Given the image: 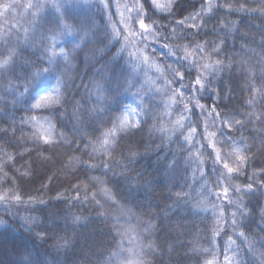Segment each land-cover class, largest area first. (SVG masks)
Segmentation results:
<instances>
[{"label":"trees","instance_id":"trees-1","mask_svg":"<svg viewBox=\"0 0 264 264\" xmlns=\"http://www.w3.org/2000/svg\"><path fill=\"white\" fill-rule=\"evenodd\" d=\"M126 1L130 5L133 3V0H120V3L123 5ZM25 2L27 0H21V3ZM141 2L146 8L156 11L152 0ZM156 2L165 5L170 0ZM202 2L179 0L180 7L173 9L174 20L183 19L194 9L199 10ZM212 3L225 4V0H212ZM227 3L234 6L233 10L229 12L227 7L215 9L207 27L202 29L207 35L198 36L200 43L207 42L209 51L223 41L219 58L224 60L220 71L206 75L208 91L201 93L200 103L209 109L219 104L221 113H231L235 109L237 118L252 121L239 131L230 132L229 137H223L225 142L219 145V150L227 153L233 141L244 155L250 157L244 173L231 181L233 185H243L249 182L247 177L254 171L259 174L264 168V126L256 120V116L264 113V102L257 96L255 103L249 104L251 95L247 90L253 78L259 86L260 77L264 74V61L261 60L264 16L258 10L239 9L241 3L256 8L258 0H227ZM70 12L73 19H69V23H86L89 17L94 18L95 23L86 34L65 35L57 45V50L64 47L66 51L75 48L76 44L80 45L70 63L60 59L58 64L52 65L56 76L62 77V106H57L58 111L33 112L25 103L28 94L20 96L37 66L41 70L48 66L39 58L45 54L51 25L40 22L33 29L28 17L13 18L9 15V20L20 26L19 32L4 35L0 28V52L14 50L15 53L11 71L0 70V164H5L0 169V192L9 193L7 202L0 201V264H19L26 255L33 264H113V253L120 250L118 245L122 241L117 231L122 225L119 221L125 216L138 223L139 228H134L143 247L142 260L147 264H205L213 259L212 253L217 248L222 262L228 235H233L236 240L234 252L239 254L236 259L250 264L254 257L249 254L243 238L234 235L223 218L221 224L225 231L216 237V245L211 243L214 226L212 212L199 211L195 207L199 200L209 209L211 202H218L205 186L206 181L208 187L216 183L214 152L200 148L206 154V158L203 157L205 175L201 177L193 153L189 159L192 144L178 139V136L168 139V133L157 130L166 122L162 115L163 103L145 81L140 69L132 74L128 53L133 48L129 47L117 55L121 45L113 47L105 40L106 17L95 7L81 3L72 7ZM112 15L113 23L122 28L115 7L112 8ZM157 15L165 17L159 23H168V13L158 12ZM0 26L7 27L3 19ZM25 28L29 29L27 40ZM136 30H140L138 24ZM194 31L185 29V32ZM167 32L171 34L172 28H167ZM165 42V38L157 33L155 41L150 38L144 42L149 44L146 54L167 51L163 47ZM171 43H176L175 39ZM181 43H187V40ZM139 46L143 47V43ZM217 58L212 56L213 60ZM168 77L172 79L171 74ZM129 81L134 86L130 92H125L123 89ZM185 82H188L187 77ZM52 83H55V77ZM138 90L145 106H150L148 115L140 113L139 129L118 133L111 145V155H105L97 138L105 125L110 128L111 119L121 115L124 106L135 100L133 94ZM210 97H215V100ZM190 108L197 111L193 112L195 124L207 113L202 115L194 103ZM248 112L253 115L249 117ZM32 114H37L39 120L53 126L50 145L39 139L43 135L37 124L33 126V123L26 122ZM198 130L200 135L204 134L200 123ZM218 139H221L219 134ZM200 140V146L208 144L203 137ZM37 145L48 150L37 151ZM6 154H10L13 160L8 161ZM104 162L109 163L110 171L102 166ZM89 164L96 166L89 167ZM216 167L223 170L222 165ZM4 172L8 173L7 177H4ZM93 177L97 180H92ZM97 181H102L103 186L111 191L115 204L102 195L99 198L105 202L104 208L91 199H83V183ZM260 183L255 179L256 187ZM42 184L47 187H42ZM75 184L81 185L80 201L73 199L76 193L71 186ZM98 188L99 184L97 189L90 188V191H97ZM13 190L21 195L20 202L11 199ZM58 193L61 198H57ZM177 193L181 195L178 197ZM232 200L231 205L224 200L228 224L231 223V213L238 210V205L246 207L248 215L236 217L237 222L243 225L237 231H245L249 238H254L258 252H264V232L260 230L264 226L261 215L264 188L250 195L244 193L242 198L233 188ZM101 211L105 215H100ZM219 211L217 209V214ZM74 216L81 219L74 222ZM149 223L152 228H148ZM37 232H46L45 239L37 238ZM61 238L70 242L65 245ZM149 241L153 244L152 249L147 247Z\"/></svg>","mask_w":264,"mask_h":264},{"label":"snow or ice","instance_id":"snow-or-ice-1","mask_svg":"<svg viewBox=\"0 0 264 264\" xmlns=\"http://www.w3.org/2000/svg\"><path fill=\"white\" fill-rule=\"evenodd\" d=\"M87 5L89 7H95L96 11L103 14L106 17V23L104 25L105 32L104 37L107 40L108 44H112L113 47L116 44H120L121 47L117 49V55L123 53L128 50L129 47H132L133 50L128 53L130 60L128 63L131 65L133 71H136L141 63L145 66V75L147 76L148 69H155L160 73V78L164 79V87L156 88L157 93H163V96H166L167 99L162 98V103L164 106L162 115L172 117L173 114V105H183V111L177 116L175 121L169 119V123L173 126L171 129H168L161 125L157 130L168 134V139H171L172 134L179 133V136H183L184 141L189 145L192 144V137L197 134L199 128V120L197 121L195 126L186 125V121L189 120V116L185 115V113H191L192 109L190 108L191 104H195V107L200 109L201 114L207 112V116H204V140L209 142V146L213 148V152L215 153V160L213 161V174L216 175V183L212 187L207 186V181L205 182V186L207 191L211 195L216 196V200L218 202H211L212 207L209 209L206 204L201 201L198 202L195 206L199 211L208 212L211 211L214 218V226L212 229V241L213 245H216V237L221 234L222 231H225L224 225L221 224V219L225 220V225L232 229V233L238 237L243 238L244 243L248 247V252L251 254L254 259L251 260L250 264H264V252H258L255 247L254 238H249L245 231H237L242 228L243 225L237 222V215L247 216L248 212L246 207L237 206L238 210L233 211L231 213V223L228 224L227 218H225L224 212V200H227V203L231 205L233 203L232 200V190L234 188L235 192L241 194V198L244 193L252 194L254 191H260V188H264V168L260 169L259 174L257 172H253L251 176H248V183L243 185L231 184V181L235 179V177L244 173L245 166L248 164L250 157L244 155L240 149L230 148V152L235 154L236 163H230L228 159L219 151L216 147L217 144L223 143V137L227 136L232 131H239L244 127H247L249 123H252L251 120H244L237 118L236 110L234 109L230 112L220 111V105L214 104L212 108H207L205 104L200 103L198 97H200L201 93L208 91L209 81L206 79V75L211 72L215 73L220 71V67L224 65V60L219 58V55L222 51L221 45L223 41L215 44L214 47L209 48L207 46V42L200 43L198 40L199 35H207V32L202 31L207 27L209 19L212 14H214L215 9H219L220 7H227V10L231 12L233 10V5L227 3L225 0V4L216 3L213 4L212 0H203L201 3V7L199 10H193L192 13H189L187 16H184L183 19L174 20V8H179V0H170L168 4L160 5L156 2V0H152L153 8L156 11H153L152 8H146L145 4L141 2V0H133L131 5L129 4H121L120 0H27L25 3H21V0H0V18H3L4 24L7 25L6 28L0 26L2 28L4 35H10L13 32H19V25L13 21L9 20V15L13 18L16 16H20L21 18L28 17V23L35 26L43 22L44 24H49L51 27L48 31L51 33L47 37V43L44 48V55H42L39 59L41 63L44 61L47 62V67H43L42 70L39 66H37V70L32 72L31 77L26 81L24 92L20 93V96H24L27 93V97L25 99V103L30 106V109L33 112L39 111H51L59 109L58 105L61 104V84L62 77H57L55 72L53 71L52 65L54 63H59L60 59H63L66 63L71 62V57L75 52L76 48H79L80 45L76 44L75 48L70 51H66L64 47H60L57 50V45L60 42L61 37L65 35H78L81 32L87 33L88 30L91 29L92 25L95 23L94 18L89 17L86 23L75 22L69 23V19H73L70 9L74 6H78L80 4ZM116 8V13L120 16V25L123 27H119L116 23H113V15L112 8ZM125 9L128 12V15L125 16L121 9ZM21 9L23 11H21ZM240 10L248 11L251 9L252 11H259L262 16H264V0H258V5L256 8H252L251 5H247L246 3H241L239 5ZM158 12L168 13V23L162 24L159 21L164 20V16H158ZM133 13H135L133 15ZM155 17V19L153 18ZM222 23H224L222 21ZM138 24L140 31L136 30V25ZM171 27L172 32L169 34L167 32V28ZM111 29L108 31V29ZM155 28V32L153 29ZM185 29H195L194 32H185ZM215 30V29H213ZM28 28L24 29L25 39L27 40L28 36ZM160 33L165 38V43L163 47L167 50V56L175 57V60L172 63H165L163 66L157 63L154 59L151 58L150 54H146L149 44L144 43L148 41L150 38L155 41L156 34ZM182 33L183 35H180ZM191 37V39H189ZM82 39V37H81ZM175 39L176 43H171V40ZM187 40V43H181V41ZM115 42V43H113ZM143 43V47L139 45ZM261 60L264 61V37L261 38ZM14 50L10 52H0V70L4 72L11 71V64L13 63ZM197 54H199V59H197ZM216 55L218 58L213 60L212 56ZM135 61V63H133ZM166 69V71H165ZM193 73L195 75L193 76ZM171 74L172 79H168V75ZM55 77V83H52V79ZM188 78V84L185 85L184 80ZM147 83H149L152 87H155V81L152 79H148ZM173 84H179V88H173ZM134 85L129 82L127 87L123 90L125 92H130ZM185 88H190L191 95L186 96L184 91ZM248 92L251 95V99H249V104H254L255 99L259 96L264 102V74L260 77L259 86H257V82L251 80L248 85ZM135 97V103L139 106L140 111L137 112L136 107H132L131 105H125L123 113L121 115H117L115 118L111 119V127H107L105 125V129L101 132L100 136L97 138V143L101 145V149L105 155H111V145L115 143V138L120 132H128L132 129H139L141 127V122L133 121L131 124L129 123L130 117H134L135 115H139L143 113L144 115H148V108L150 106H145L143 99L140 95L139 90L133 94ZM215 100V97H210ZM247 115L250 117L253 115L252 112H248ZM256 120L260 122L261 126H264V113L256 116ZM22 122H25L22 118ZM26 122L33 123L35 126L36 123H39V118L37 114H32L28 117ZM236 126H239L237 128ZM53 126L50 125V129ZM155 128L156 125L154 124ZM188 127V133L185 135L184 128ZM227 128L228 132L226 133L224 129ZM221 139H217V136ZM179 136L177 137L179 139ZM39 139L43 140L45 145H50V138H45L44 136H40ZM197 143H201V141H197ZM12 146V145H9ZM37 151H47L48 149L42 148L40 145L36 146ZM199 152V150H197ZM8 161L13 160V157L10 154H6ZM132 155H136V153H132ZM192 158V152L189 151V159ZM196 161H198L197 170L200 172L201 177L205 175L203 165L205 163L204 159L201 156L196 157ZM216 165H222V169L220 170L216 167ZM89 167H95V164H89ZM105 169L111 170V167L108 162H104L102 165ZM5 164H0V169H3ZM19 171V169H17ZM27 173H22L25 175ZM107 174L106 172L104 173ZM8 173L4 172V177H7ZM260 180L259 187L255 186V179ZM51 179V178H50ZM92 180L96 181L97 178L93 177ZM15 182V181H14ZM99 184V188L97 191H90L91 189H97V185ZM42 187H47L46 184H42ZM72 190L76 193L73 197L76 201L81 200L80 191L81 185L75 184L72 185ZM84 196L83 199L88 201L91 199L100 208H104L105 202L101 200L99 197L102 195L106 198V200L112 201L113 204L116 203L115 198L111 191L103 186L102 181H97L96 183H83ZM178 197L181 193L176 194ZM57 198H61V194H57ZM223 198V199H222ZM11 199H14L17 202L22 200V197L19 193L14 190L11 193ZM32 198L30 197V200ZM9 200V193L7 191L0 192V201L7 202ZM40 203H44L43 200H40ZM217 209H219V214H217ZM100 215H105L103 211L100 212ZM262 218H264V210H262ZM74 222H78L81 217L74 216L72 217ZM153 225L149 223L148 228H152ZM132 229H123V226L119 228L118 235L127 236L129 231ZM264 232V226L260 229ZM147 231V229H146ZM225 234H227L225 232ZM37 238L44 240L47 235L46 232H37ZM64 239V238H61ZM70 241L64 239V244L67 245ZM236 245V240L233 239V235H228L227 242L224 247L223 261L221 262L218 258L220 253L219 249H214L212 255V260H207L205 264H244L243 261L236 259L239 255L234 252V246ZM122 246L118 245V247ZM149 249L153 248V244L149 241L147 244ZM143 251V247L140 249ZM132 254L133 258H123L119 260V264H147L146 261L139 258V254L129 250ZM205 252H208V249H204ZM115 256H119V253H113ZM19 264H33L29 256H24Z\"/></svg>","mask_w":264,"mask_h":264},{"label":"rangeland","instance_id":"rangeland-1","mask_svg":"<svg viewBox=\"0 0 264 264\" xmlns=\"http://www.w3.org/2000/svg\"><path fill=\"white\" fill-rule=\"evenodd\" d=\"M113 2H115V0H113ZM126 4L130 5V3L128 1H126ZM121 11L123 12L124 15L128 14V12L125 9H123V8L121 9ZM1 19H3V18H0V22H1ZM156 52L157 53L150 54L151 58L154 59L157 63L161 64L162 66L165 63H172L175 60V57L167 56L166 55V51L164 52V51L158 50ZM133 63H135V61H133ZM139 69L141 70V73H142V75H143V77H144L146 82L148 81L149 78L155 81V87H153L154 93H156L158 96H160L161 100H162V98L163 99H167L166 96H163V93H157L156 90H155L156 88H163L164 87V79L160 78V73L157 72L154 68L153 69H148L147 70V76H146L144 74L145 73V66L143 65V63H141L140 67L136 71H133V69L131 67L132 74L137 73V71ZM165 71H166V69H165ZM168 79H171V78L168 77ZM158 81H162L163 84H160ZM129 82H131V81H129ZM187 84H188V82H185V85H187ZM172 87L173 88H179V85L178 84H173ZM182 91H184L186 96H190L191 95L190 88H185ZM198 98L200 100V97H198ZM127 105H131L132 107H136L137 108V112L140 111V109L137 107V104L135 103V100L134 101L133 100L130 101ZM28 109H30V106H28ZM163 109H164V106H163ZM173 109H174V111H173V114H172L171 118H169L168 116H164L163 115L166 122H165V124H162V125L164 127L168 128V129H171V127L173 126L171 123H169V119H171L172 121H175L177 116H179V114L183 111V105L182 104L181 105H173ZM123 110H124V108L122 109V113H123ZM193 112H197L195 108H194V110H192L191 113H185V115L189 116V120L185 122L186 125H191V126H195L196 125L195 124V119H193ZM139 115H135L134 117H130L129 123L131 124L133 121L138 122ZM204 116H207V113ZM204 116H202L200 118L201 121L199 120L200 124L202 125V127H204ZM197 121H198V119H197ZM36 124L38 125L39 131L42 133V135L45 138H51L52 137V128L50 129V125L47 122H45L44 120H39V123H36ZM226 129L227 128H225L224 131ZM188 130H189L188 127L184 128L185 135H187ZM202 131L204 132V130H202ZM174 136H179V133L172 134L171 138H173ZM201 137L204 138V134L200 135V130H198L197 134L192 137V153H193L194 157L202 155V158L203 157L206 158V154L203 151H200V148H205V149H207L210 152H213V148L209 146V142L204 147L200 146V143H197V141H201L200 140ZM227 137H229V136H227ZM179 138L184 139L183 136H179ZM217 139H218V136H217ZM231 144H232L231 148L240 149V147L238 146L237 143L232 141ZM219 145H221V143L216 145L218 150H219V147H220ZM197 150H199V152H197ZM219 151H221V150H219ZM221 153L225 156L226 159L229 160L230 163H233V164L236 163L235 154L231 153L230 149L228 150L227 153L224 152V151H221ZM214 158H215V153H214ZM196 162H197L196 165L198 166V161H196ZM199 181H200V183H203V181H201L200 179H199ZM205 200H206V198H205ZM199 201L201 202L202 200H199ZM119 222L122 223L121 226H123V229H129L130 228L132 230L129 231L127 236H123L122 237V246L120 247V250H118V252H117V253H119V256H115L114 255L113 264H119V260L123 259V258H133L131 252L129 251L130 249L132 251L138 253L139 254V258L142 259V257H141V252L142 251L140 250L141 247H142V244H141L140 240L138 239V236H137V234L135 232V228H134V227L139 228L137 221H133L129 216H125Z\"/></svg>","mask_w":264,"mask_h":264}]
</instances>
